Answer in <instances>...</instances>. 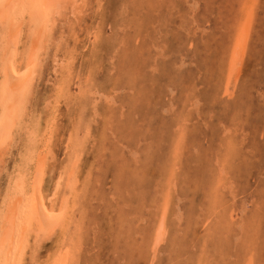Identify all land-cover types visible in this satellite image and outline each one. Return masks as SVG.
I'll return each mask as SVG.
<instances>
[{
	"label": "rangeland",
	"instance_id": "rangeland-1",
	"mask_svg": "<svg viewBox=\"0 0 264 264\" xmlns=\"http://www.w3.org/2000/svg\"><path fill=\"white\" fill-rule=\"evenodd\" d=\"M76 1L44 28L46 55L35 67L34 103L30 99L21 123L27 130L34 126L37 154L48 156L43 189L49 198L57 183L66 186L68 139L76 132L70 125L75 110L61 98L54 108L56 133L49 143L45 139L52 89L62 80L54 67L75 68L66 82L68 97L88 105L83 115L96 105L85 113L90 134L77 129L84 138L75 177L78 189L86 190L78 194L67 232L57 226L36 242L31 236L21 264H51L62 243L74 251L69 264H264V0ZM243 26L244 52L231 66ZM19 45L23 62L26 35ZM21 125L14 145L0 152V201L19 160L16 142L26 137ZM160 224L164 239L157 242Z\"/></svg>",
	"mask_w": 264,
	"mask_h": 264
},
{
	"label": "bare ground",
	"instance_id": "bare-ground-1",
	"mask_svg": "<svg viewBox=\"0 0 264 264\" xmlns=\"http://www.w3.org/2000/svg\"><path fill=\"white\" fill-rule=\"evenodd\" d=\"M69 1H73L74 2L76 0H0V152H2V150H5V151L8 152V150L10 149V147H12V145H14V142L12 140V138H13L12 137L13 136V132L16 131L15 133H17V132H19V130L21 131L22 130L21 129L22 128V125L21 124H23V126H25L24 125L25 122L24 123H21L22 122L21 120L23 118V115L26 116L24 118H27L28 117L27 115H25V114H28L26 112L27 109H28L27 107H29L30 102L33 101L32 98L34 96H32L33 94L31 95L30 86H31V82L33 80L34 74H36L35 67L37 66L38 61L40 60V55H44V54H41L42 53V49H43V45H44L43 42H45L44 39H45V36H46L44 34V28L49 23L50 24L51 23H53V24L55 23L54 16L55 15L58 16L57 13L58 12L61 13V10H63V8L67 5V2H69ZM83 2H84V0H83ZM90 4L91 3H89V5ZM82 11H83V9H82ZM63 12H64V10H63ZM245 20H247V19L245 18ZM242 23H245V22H241L239 24L243 25ZM25 29H26V32L24 31ZM245 29L246 28H244V26H243V27H239L238 31H236V33H237V35H236V41L237 42H236V45H235L234 49L232 50V59L230 61L231 66L233 64H236L240 60V58H239L240 55L239 54L242 53V52H244V47H245V44H246V39H245V37H246L245 36V32L246 31H245ZM50 32H51V30H50ZM74 33H75V31H74ZM23 34L26 35V41H27L28 48H27V50H25L27 57H25L24 61L22 62V60H20L21 58H19L21 56V54L19 53L20 52V48H19L20 45L19 44L21 43V37H22ZM84 35H85V33H84ZM233 42H232V44H233ZM73 43H72V45H73ZM59 46H57L56 48H59ZM62 46H64V44ZM22 48H23V46H22ZM62 48L63 47H61V49ZM74 48H76V47H74ZM77 49L78 48H76V50ZM66 51H67V49L65 48V52ZM69 52L70 51H68V53ZM22 53H23V50H22ZM72 53H74V51ZM72 53H71V55H72ZM75 53H76V51H75ZM78 55H79V53H78ZM52 56H54V55H52ZM74 56H76V54H74ZM21 57H23V55ZM76 58L77 57H75V59ZM238 58H239V60H238ZM70 59H71V57H70ZM87 60H85L86 63L89 61V60L88 61ZM22 63H24V64H22ZM88 63H91V62H88ZM97 63H95V64H97ZM70 66H72V65H70ZM82 66L83 65L81 64V67ZM87 66H89V64H87ZM89 67H92V66H89ZM89 67H88V69H89ZM73 69H75V68H73ZM72 70H70L69 65H66V63L65 64L59 63V62H58V64L56 63V65L54 67V74H55L56 77H59V75H60L62 80H60V82H58V86H55L56 87L55 89H52V90L55 91V95L52 97L53 99L55 98V100H54L55 101L54 102L55 104L53 103L54 105H52V108H51V111L52 112L49 110V107H48V109H45L44 108L45 110H49V112H51L50 113V116H52V118H50V119L47 117L49 119L48 121H50V122H47L46 128H45V132L43 131L44 132V135L46 137L45 139H48L47 140L48 143L51 141L50 140L51 139V136L55 132L53 130L54 125L52 124V122H54V121L57 120L56 119V115H57L58 112H55V109H54V108H56V105H57L56 103L57 102L59 103V100H61V98H62V99H64V102H69V107H71V111L75 110V112L74 111L72 112L74 115L71 116L72 118H70L72 120L71 121L72 124H70V125H73V126L76 125V132H75V129H73V132H70L69 139H68V143H69V146L68 147H70L71 151L70 150L68 151V150L64 149L65 151H68V153L70 152L68 154V163H67V166L65 167V165H66V163H65V165H64L65 168L63 167V169H65V171L68 173V178H67V181H66L67 182L66 183V186H64V189H61L62 187L60 188V183H57L56 185L54 184L55 186L53 185L54 188L52 190L51 196L49 198H46L45 197V194H47V193L46 192L44 193V189H43L44 178H45V176H44V170H45L46 167H48L50 165H47L44 168V163H45V160L48 159V158L46 159V157H48V156L45 157V155H41V153H39V152L37 154V151H38V143H37L38 142V135L36 134V130H34V128H33L34 126L33 127L32 126L29 127L28 130H27V128H26L27 126H25L26 130L29 131V132L26 131V135H25L26 137L23 139L22 144H21V140H20V143H19L18 140L16 142L17 145H19V147H20V150L18 151L19 152V160L17 162H15L14 171L10 174V176L8 178V182L5 181V183L7 182V188L5 189L6 190L5 191V194L3 195V198H1L2 200L0 201V264H21L22 263V260H23V257H24V251H25L26 247L28 246V243H29V240L31 239V236L35 237V242H36L37 241L36 240L37 238L45 237V236L48 237L51 233H53L55 231V228L57 226L58 227H62L64 229V231L67 232V222H68V220L70 221V219H68V218H70L69 216H71L72 213H73L72 211L74 209V205L76 203V199L78 197V194H81V193H79V192H81V189L83 190V192L86 190L82 186H81L82 187L81 189H78L79 188V186H78L79 183H78L77 178L75 177V172L77 171V166H78L77 164H78V161H79V157L82 156V154L80 156V151H81L80 150V146L83 144V142H82L83 141V138L85 137L86 134L87 135L90 134V128L92 129V126H91L92 121H91V119L89 118V116L87 114L86 115L88 116L89 119L88 118L87 119L85 118V113H87V111L89 109L93 108L91 106L92 105H95V104H92L90 106L91 108L89 107V109L83 115V112L82 111L85 110L86 108H88L87 107L88 105H86V103L84 104L82 101H81L82 102L81 103L78 98H76V100L79 101V102H77L76 100H75V102H73V100L70 98V96L68 97L69 90L66 89L67 88L66 87L67 86L66 85V82H68V79H70V75H72V73H73ZM78 71H80V70H78ZM83 71H85V70H83ZM225 72H227V71H225ZM75 74L73 75L74 77H75ZM78 74H80V73L78 72ZM82 75H83V73H82ZM72 79H74V78L72 77L71 80ZM84 79H85V77H84ZM86 82H87V79H86ZM91 82H92V80H91ZM64 85H65V87H64ZM32 90L34 91V89H32ZM33 93H35V91ZM52 93H53V91H52ZM85 94L83 95V97H86ZM75 97H77V96H75ZM80 98H82V97H80ZM30 99H32V101ZM38 99L40 101V97ZM39 101H37V102L39 103ZM96 102H97V100H96ZM32 103H34V101ZM72 103L73 104L76 103L75 106L72 107V105H73ZM59 104H61V103H59ZM70 104H72V105L70 106ZM32 106H33V104H32ZM58 110H59V107H58ZM93 111H94V109H93ZM30 113H31V111H30ZM45 115H47V114L45 113ZM43 116H44V113H43ZM29 118H30V116H29ZM43 118H46V117L44 116ZM31 119H32V116H31ZM31 119H30V121H31ZM68 119H69V116H68ZM43 121L45 123L46 119L43 120ZM57 124H59V123H57ZM28 126H30V125L28 124ZM73 126H71V128ZM81 126L84 128V130L86 132L84 134V137H82V138L80 137L79 133L77 132L78 127H80V129H82ZM60 127L62 129V126H60ZM25 128H23V129H25ZM84 130H82V131H84ZM40 131H41V129H40ZM58 132H60V131L58 130ZM61 132H64V131L61 130ZM79 132H80V130H79ZM38 134H39V132H38ZM58 136H57V138H58ZM57 138L55 136L54 140L57 139ZM58 140H59V138H58ZM87 140L88 139H86V143H87ZM55 143H56V141H54V143H53L54 144V147H55ZM63 146H65V145H63ZM45 147H46V145H45ZM45 147H43L41 150L43 151V149ZM85 147H86V145H85ZM41 150H40V152H41ZM48 150L51 151L50 149H48ZM57 155H58V153H57ZM93 156H95V155H93ZM85 157H87V155ZM55 158H56V156H55ZM48 160H47V163H48ZM84 160H86V159H84ZM93 160H95V158ZM61 161H63V160L61 159ZM80 161H79V163H80ZM87 161H88V159H87ZM33 162H36L37 167L35 169H32L31 168V170H30V166L32 165ZM54 162H57V161H54ZM89 162L91 163V161H89ZM59 164H62V163H59ZM90 165L91 164H89V166ZM62 166H63V164H62ZM82 166H84V165H82ZM84 167H86V165ZM54 168H55V166H54ZM81 168L82 167L79 166V169H81ZM57 169L58 168H55L54 170L56 171ZM84 170H85V168H84ZM87 170H88V168H87ZM89 170H91V168ZM174 170H173V172H174ZM50 171H51V169H50ZM59 172H60V170H59ZM47 173H49V172L47 171ZM89 173L90 172H88V175H89ZM167 173H165V174H167ZM92 174H93V172H92ZM171 176H172V174H171ZM87 177H91V176L89 175ZM165 177H163V179ZM172 177H174V175ZM81 181H83V180H81ZM81 181H80V183H81ZM160 181H161V179H160ZM164 181H165V179H164ZM166 181H168V180H166ZM59 182H60V179H59ZM85 183H86V180H85ZM89 183H90V179H89ZM167 183H168V185L166 184L167 187H165V188H167V189H169L168 187L171 188V184L169 182H167ZM1 184H3V183H1ZM79 185H81V184H79ZM86 186H87V184H86ZM89 186H90V184H89ZM60 189H61V191H60ZM62 190H63V193L60 194L62 192ZM47 192H48V189H47ZM169 192H171V191L169 190ZM168 194L170 195V193H168ZM84 196H85V194H84ZM161 198H162V196H161ZM55 199H57L56 202H58V205H59V206L57 205V207L55 206ZM169 199H168V201H169ZM209 200L210 199H208V201ZM69 201H71V203ZM80 202H83V199L80 200ZM159 203H158V205H159ZM77 206H78V204H77ZM80 206H82V205H80ZM157 211H158V209H157ZM81 214H82V212H81ZM79 216L80 215H78L77 217H79ZM84 218H86V217H84ZM206 220H207V218L205 219V221ZM76 222H78V220ZM81 224H83V223H81ZM122 224H124V223H122ZM207 224H209V223L207 222ZM79 226H81V225H79ZM205 226H207V225H205ZM163 229L164 228H162L161 227V224H160V227L157 229L156 234L154 233L156 235L155 238L157 237V242H160V241L162 242V238L164 236ZM57 231H59V230H57ZM74 232H76V230H74ZM79 235H81V233ZM79 235H78V238H79ZM60 236H62V235H60ZM80 240H82V239H80ZM71 241H72V239H71ZM60 243H61V241H60ZM34 244H33V246H34ZM65 244L64 243L60 244L61 247L58 249L57 253L55 255L52 254L53 259L51 260V264H69L70 263L69 261L72 260V255H73L74 251L71 250L70 243L68 245H66V246H65ZM73 246L75 247L76 244H74ZM75 249H78V248L75 247ZM159 250H160V248H159ZM26 252H28V251H26ZM51 253H53V252L51 251ZM144 254H146V253H144ZM30 257H32V256H30ZM39 261L42 262V260H39ZM77 263H75V264H77ZM73 264H74V262H73Z\"/></svg>",
	"mask_w": 264,
	"mask_h": 264
}]
</instances>
